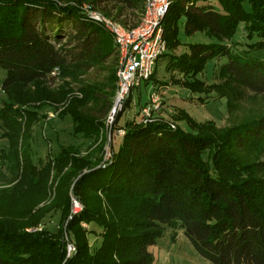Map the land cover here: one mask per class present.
<instances>
[{
  "label": "trees",
  "instance_id": "obj_1",
  "mask_svg": "<svg viewBox=\"0 0 264 264\" xmlns=\"http://www.w3.org/2000/svg\"><path fill=\"white\" fill-rule=\"evenodd\" d=\"M215 1L171 3L162 20L161 56L173 84L225 97L230 123L198 122L181 110L177 118L187 130L172 128L159 112L152 121L127 119L117 127L129 95L112 124L124 133L117 147L109 139L105 159L118 52L84 6L134 26L144 0H0L1 89L7 96L0 127L8 142L0 160L11 174L8 184H0V264H153L149 246L167 228L181 230L210 264H264V107L236 120L242 108L237 88L264 100V59L249 48H231L240 22L247 37H258L249 46L264 48V0ZM198 32L209 41L184 43ZM182 44L184 50L174 53ZM212 58L225 59L218 69L223 80L204 85L196 75ZM91 69L104 74L79 86L76 95L69 81L57 91L29 89ZM61 102L67 103L63 114L71 117L73 133L88 145L85 153L75 145L61 147L38 166L31 158V124L38 108ZM51 190L50 203L36 207ZM70 190L84 208L68 221L75 251L67 256L61 227L52 232L38 225L52 209L68 214ZM82 222L101 229L92 251L88 233L94 231Z\"/></svg>",
  "mask_w": 264,
  "mask_h": 264
},
{
  "label": "rangeland",
  "instance_id": "obj_2",
  "mask_svg": "<svg viewBox=\"0 0 264 264\" xmlns=\"http://www.w3.org/2000/svg\"><path fill=\"white\" fill-rule=\"evenodd\" d=\"M214 4H217L215 0H210ZM218 5V4H217ZM247 7V5H246ZM100 12V10H96ZM244 22H240L233 34V40L236 44H232L231 41H226L227 44H232V49L245 50L250 49V54L254 57L264 59V48L252 49L249 45L256 40V35L247 37L244 30ZM184 43L194 41H209V38L202 32L193 34L190 38H182ZM184 45L178 46L174 53L179 54L184 50ZM225 61L224 58H212L209 59L201 72L196 77L202 81L204 85H210L212 83H219L223 78L218 77V69L221 63ZM165 58L160 56L156 62L154 78L148 81H142L140 87L132 88L131 102L128 108L121 114L120 119L117 123V127L123 124L127 119H137L139 105L145 103L149 94L155 92L159 96L160 108L159 117L168 121L169 125H173L174 128L179 126L185 130L189 129L184 120H179L177 117L180 115V111L183 110L187 115L192 117L198 122L212 120L218 127L228 125L229 119L227 113V100L225 97H220L215 91L209 93H196L191 92L189 89L175 85L170 79V72L165 69ZM103 71L99 69H91L83 75L78 76L76 79L72 77L58 76L49 83H38L31 84L29 89L32 92L39 90L40 86L49 89L50 91H57L62 86L63 81H69L70 87L72 88V95L78 94L77 88L84 83L93 82L101 79ZM178 74H175L177 76ZM5 76V70L0 66V105L7 101V96L1 89V84ZM235 89V88H234ZM236 90V89H235ZM237 88V92L240 93L242 108L237 111L236 120L251 113L252 108L264 107V100L255 97L250 98L248 95L249 91L243 90L240 92ZM79 96V95H78ZM116 101V93L113 97L112 108ZM66 102H61L57 105L46 103L45 106L38 108L36 118L31 124V138L29 145L31 148L32 161L40 166L49 156H54L60 150L61 147L67 145H75L79 148L81 153H85L88 140L83 138L81 134L73 133V122L68 114H63V108ZM121 106H116L111 121L107 120V135L108 143L105 145V159L109 157V139L111 138L112 143L117 147L120 140V132L118 130H112V124L114 119L120 110ZM37 109V108H36ZM110 110V112H111ZM110 112L108 118L110 116ZM173 128V127H172ZM2 129L0 127V153L7 150L8 142L1 136ZM203 158H206V152L203 153ZM7 162L2 163L0 160V184L6 182L11 176ZM8 184V182H6ZM6 184V185H7ZM10 185V184H9ZM70 205L68 214L62 217L60 209H52L48 212L40 221L38 229L44 228L49 231L55 232L58 227H61V231L64 239L66 240L67 256L75 251L74 245L69 241V235L67 231L68 221L74 214L81 212L84 208L83 203L74 195L70 190ZM53 198V190L50 191L48 198L36 207L41 206L45 203L49 204ZM73 198H76L79 202L78 207L73 206ZM82 227L88 228L94 231V233H88V240L90 244V250H94L101 242L99 233L101 231L94 223L82 222ZM69 246L74 249H69ZM149 250L153 253L154 263L153 264H210L207 260L200 257L187 238L183 235L181 230L173 231L167 228L161 237H159L155 244L149 246Z\"/></svg>",
  "mask_w": 264,
  "mask_h": 264
},
{
  "label": "built area",
  "instance_id": "obj_3",
  "mask_svg": "<svg viewBox=\"0 0 264 264\" xmlns=\"http://www.w3.org/2000/svg\"><path fill=\"white\" fill-rule=\"evenodd\" d=\"M174 0H144L143 11L138 23L134 26H125L112 17L91 10L84 6L85 12L93 21L102 26L113 37L118 52L116 67V106L131 95L132 88L140 87L142 81H148L153 74L157 60L165 52L166 43L163 35L162 20ZM110 114L111 121L114 114ZM160 108L159 96L154 91L149 94L147 101L139 105L138 116L143 122L156 119ZM171 127L174 128L173 125ZM120 135L123 129L118 130ZM79 202L73 198V206L78 207ZM69 249L74 247L69 246Z\"/></svg>",
  "mask_w": 264,
  "mask_h": 264
},
{
  "label": "water",
  "instance_id": "obj_4",
  "mask_svg": "<svg viewBox=\"0 0 264 264\" xmlns=\"http://www.w3.org/2000/svg\"><path fill=\"white\" fill-rule=\"evenodd\" d=\"M115 108V104H114V106H113V109ZM113 109L111 110V112H110V114H112L113 113Z\"/></svg>",
  "mask_w": 264,
  "mask_h": 264
}]
</instances>
